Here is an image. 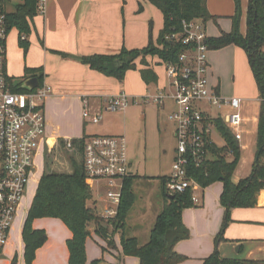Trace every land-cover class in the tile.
<instances>
[{
  "label": "trees",
  "instance_id": "1",
  "mask_svg": "<svg viewBox=\"0 0 264 264\" xmlns=\"http://www.w3.org/2000/svg\"><path fill=\"white\" fill-rule=\"evenodd\" d=\"M155 5L164 18L163 28L156 41L153 38V22L149 25V40L142 48L129 49L123 46L119 52L113 54L71 55L58 52L64 58H74L109 77L123 82L130 70H139L143 81L147 84H157L159 76L152 59L158 58V64L175 62L186 46L182 43L171 42L166 36L182 29L183 20L201 19L207 23L217 20L208 7L207 0H148ZM236 1V12L232 16V29L222 31L217 36H208L206 43L211 50H218L229 45L241 47L248 59L249 67L260 90L262 101L257 126V153L252 173L239 181L233 180L241 157L242 147L232 130L222 118L212 119L215 127L223 137L224 145L214 142L208 145L205 157L200 161L188 157L187 175L201 189L217 183H222L220 203L224 207V222L222 232L217 236V244L223 238L224 230L230 221V211L233 208H253L258 206L260 193L264 190V0H248L246 12V30L241 31L243 11L241 0ZM10 0H0V9L7 13L9 30H18V43L25 50L30 48L27 35L34 28V18L38 15L39 0H21L14 10L6 7ZM143 9L140 3L139 11ZM25 36V38H23ZM151 59V60H150ZM139 66H141L139 68ZM24 79L37 77L39 83L44 82L43 66L24 68ZM12 80V79H11ZM13 82V80H12ZM22 81L15 83L13 91H26L19 86ZM88 135H85L87 137ZM77 150L65 148V140L60 139V151L65 156V163L70 170L46 171L41 176L32 204L24 222L22 237L24 242V258L27 264H32L36 251L43 246L47 239V231L35 228L34 220L39 218L61 219L72 231V237L67 240L69 249V264H87L86 243L90 235L88 229L95 224L96 233L102 237L109 236V229L104 218L97 212V208L90 204L95 198L94 190L86 183L84 166L82 163V139L72 138ZM81 148V149H80ZM232 151V153H230ZM258 158V159H257ZM47 157L46 167L50 166ZM138 174L125 178L121 202L117 214L110 219L111 225L121 233L122 253L125 256H135L139 264H178L187 259L179 253L176 246L179 242L190 237V228L183 218L184 210L195 206L193 189L188 187L182 192L170 194L166 188L168 176L161 177V189L164 196V206L155 218L148 241L142 243L139 237L128 235L126 226L129 213L136 201L133 184ZM14 257L12 264H16ZM90 264H101L100 259H93ZM202 264H264V259H242L222 257L218 248L206 257Z\"/></svg>",
  "mask_w": 264,
  "mask_h": 264
},
{
  "label": "built area",
  "instance_id": "2",
  "mask_svg": "<svg viewBox=\"0 0 264 264\" xmlns=\"http://www.w3.org/2000/svg\"><path fill=\"white\" fill-rule=\"evenodd\" d=\"M46 4L47 0H39L38 13L45 12ZM8 31L7 13L0 9V259L11 242L23 199L37 171L35 160L37 156H44L49 146L44 103L52 94V88L44 82L32 90L13 91L15 84L7 67ZM207 38L205 22L183 20L180 31L166 36L171 42L186 46L177 61L162 63L167 83L155 93L148 92L140 97L143 102L152 101L164 106L171 101L175 106L169 114L177 141L172 172L166 185L170 194L194 186L195 182L187 175L188 157L200 162L208 145L216 143L212 133L217 128L212 119L222 118L239 141L245 133L247 120L240 110L242 98L225 96L217 85H210L211 49L206 43ZM137 98L126 92L107 96L101 110L95 114L84 99L83 117L98 123L104 112L125 111L130 102L137 103ZM79 138L82 139L86 183L94 192L105 190L103 198L98 195L106 202L100 216L112 219L121 202L125 178L131 175L126 137L84 135ZM64 140L66 149L77 150L72 138ZM59 142H54L53 147L59 149Z\"/></svg>",
  "mask_w": 264,
  "mask_h": 264
},
{
  "label": "rangeland",
  "instance_id": "3",
  "mask_svg": "<svg viewBox=\"0 0 264 264\" xmlns=\"http://www.w3.org/2000/svg\"><path fill=\"white\" fill-rule=\"evenodd\" d=\"M20 2L21 0H13V3L7 6L8 10H14L15 5ZM233 2L234 3H231L229 7L232 9L231 11L235 9L236 12V1L233 0ZM222 9L228 10L229 8L226 6ZM154 22L156 24L158 23L155 18ZM221 25L224 27L230 24L226 21H221ZM218 33V26L213 22L208 23L207 34L209 36H217ZM33 38H38L34 28L31 34L27 35V40L30 44ZM156 38H154V41H156ZM7 49L8 72L13 75L22 74L24 68L28 67L27 54L30 52V48L25 53V50L19 45L18 30L16 28H12L8 31ZM32 52L34 54L35 50ZM209 59L210 65L216 69V76L218 71V75L221 78V89L223 94L228 97L236 96L242 98L243 101L241 102L240 110L245 119H248L244 124L245 133L240 141L242 146L241 157L233 176V180L237 182L242 178L248 177L252 173L253 165L256 160L258 144L256 141L257 120L262 97L260 96L261 93L253 74L249 69L248 59L243 49L235 45H230L216 51L212 50L210 51ZM156 69L158 70L159 81L165 83L167 77L163 65H157ZM19 80L23 82V78ZM209 81L210 85H213L212 74L209 75ZM123 87V84H121V89ZM116 88H120V85ZM151 90L154 91L153 89ZM168 107L171 106L168 105L167 108H164V106L158 105L152 101L143 102L142 99L138 97L137 103L130 102L126 111L105 112L104 118L101 121V123L104 121L112 123L117 129L115 133L125 135L126 137L128 157L130 159L132 158L134 161L132 170L135 174H138L133 184V190L137 198L128 216L126 233L131 236L135 235L139 237L142 243L148 241L155 218L164 206L161 177L168 174L170 175L172 172V164L177 147V141L173 131L174 124L169 119L170 112ZM79 115L82 119L83 117L80 113H78V116ZM50 119L51 117L47 115L46 135L48 137H53L56 135V132H54V129L50 127L48 123ZM95 131H102V128H98ZM212 136L216 144L220 146L224 145L225 141L217 130L214 129ZM51 141H49V146L47 145L46 147L45 155L37 156L35 160L37 171L34 173V178L30 181L28 191L23 199L20 214L16 220L18 227L32 204L38 182L43 173L46 171H64L71 169L70 167L68 168V164L65 163V159L67 158L63 156L64 154L58 147H53L55 144ZM42 149H44V147ZM48 156L51 164L49 167H46ZM221 188L222 186L220 183H215L209 186L203 193L198 185L194 184V186H192L195 206L184 210L185 221L190 228L191 234L190 237L183 242V245L188 247L193 257L205 255L203 250L214 251L216 247L222 257L227 256L229 252L225 250V242L230 241V239L226 237V231L228 229L230 236L244 241L243 251L239 254V257L247 260L258 259L262 256V252L260 251L262 240L259 239H264V207L231 209L229 215L230 221L228 222L227 228L224 230L221 242L217 244L216 239L219 233L222 232V225L225 217L219 199ZM263 193L264 190L260 195ZM98 195L100 198H103L106 195L105 190L96 191L95 201H91L90 204L96 206L98 214L101 215L106 202L98 198ZM47 220L48 219L37 222L38 219H36L33 225L35 228H42L44 225H47ZM233 223L236 224L233 225ZM103 224L108 227L109 236H113L114 240L112 239L107 242L105 239H108L109 236L102 237L100 234L93 232L92 236H89V251L95 255L94 257L101 260V264H113L114 261H116L114 255L121 250V233L112 227L110 219L104 218ZM89 226L94 227L95 225L91 223ZM219 237H221V235H219ZM14 241L16 245L10 252L7 248L6 254H4L2 258L7 256L10 257L16 250L18 254L16 264H27L25 260L21 261L22 239L18 232H16L14 236ZM123 264L139 263L135 256H127ZM178 264H197V260L195 258H190Z\"/></svg>",
  "mask_w": 264,
  "mask_h": 264
},
{
  "label": "crops",
  "instance_id": "4",
  "mask_svg": "<svg viewBox=\"0 0 264 264\" xmlns=\"http://www.w3.org/2000/svg\"><path fill=\"white\" fill-rule=\"evenodd\" d=\"M12 3L13 0H10L7 6ZM140 3L143 5L141 11H139ZM231 3H234L233 0H207V7L213 15L217 16V20L208 21L206 23V30L210 22L218 26V35L222 31H230L232 29V16L235 13V9L231 11L232 9L229 7ZM226 6L229 9L223 10L222 8ZM247 6L248 0H241L243 11L241 21L242 32L246 30ZM6 8L8 9V7ZM154 18L157 20V24L154 22ZM151 21L153 22V37L156 38L164 25L163 13L148 0H47L45 12L43 14L38 13L34 18V29L38 38H33L30 44L31 47L30 52L27 54V63L29 68L43 66L44 83L52 88L51 96L44 103V113L45 116L49 115L51 117L48 123L50 127L54 129L56 135L53 137H48L46 135L48 140H52L51 142L56 143L59 142L61 138H74L84 135H122L115 133L117 129L112 123L108 121L101 123L105 112L103 113V118L98 123L85 120L83 117V100H88L90 111L92 114H95L101 110L103 101L107 96L126 92L131 96L142 97L148 92L155 93V90L167 83V78L165 83L159 81L157 84L147 85L137 69L130 70L125 80L120 82L114 77L106 76L91 69L88 65L74 58H64L58 52H65L71 55H92L99 53H117L123 46L129 49L142 48L148 43L149 25ZM221 21L228 22L230 27H223ZM34 50V54L38 55L33 54L32 51ZM152 61L156 63L155 70L158 74L156 66L162 64H158V58H153ZM140 67L141 66H139V68ZM215 71L216 69L211 66L210 74H212L213 85H217L220 88V93L223 94L221 89V78L218 75V71L216 76ZM8 74L12 78L14 84L20 82L19 79L25 75L24 71L19 75H13L10 72H8ZM121 84L124 86L122 89ZM119 85L120 88H116ZM168 105L171 106L168 107L169 112L175 109L171 101H167L164 104V108H167ZM78 113L81 114L83 120L80 115L78 116ZM98 128H102V131H95ZM173 131L175 136V126L173 127ZM129 162L131 171H133V159L129 158ZM217 183H220L222 186L221 182ZM206 189L201 190L204 193ZM256 207H264V193L259 196L258 206ZM221 208L223 211L224 207L222 205ZM26 217L27 214L21 220L19 227L16 222L11 242L7 247L10 252L16 245L14 236L16 232H18L22 239L21 261L25 260L22 231ZM183 218L186 223L184 213ZM45 219H48L47 225L50 226L44 225L42 228L47 231L48 239L46 243L36 251L35 259L32 264H69L67 240L72 237V231L58 218H39L37 222H41ZM234 224L236 223H233V225ZM186 225L188 226L187 223ZM88 229L90 231L89 236H92V233L96 232L95 226H89ZM226 233V237L230 239V241L225 242V250H228L229 253L227 256L223 257L242 258L239 257V254L243 251L244 241L230 236L228 229ZM112 239L113 236H109L105 241L109 242ZM259 240H262L260 244L262 256L258 259H264V239ZM184 241L185 240L177 244L176 250L186 255L187 259L195 258L197 264H202L203 260L213 252V250L210 251L205 249L203 250L205 255L193 257L188 247L183 245ZM86 249L88 254L87 264H90L93 259H98L89 251V237L87 239ZM120 249L121 250H118L119 252L114 255L116 261H114L113 264H123L124 259L127 257L123 255L122 247ZM14 257L18 259L16 250L10 257L1 258L0 264H12Z\"/></svg>",
  "mask_w": 264,
  "mask_h": 264
},
{
  "label": "water",
  "instance_id": "5",
  "mask_svg": "<svg viewBox=\"0 0 264 264\" xmlns=\"http://www.w3.org/2000/svg\"><path fill=\"white\" fill-rule=\"evenodd\" d=\"M39 79L37 77H30L25 79L21 85L19 86L21 89H26V90H32L36 87L39 86ZM258 159V158H257ZM130 174H133V171L130 172Z\"/></svg>",
  "mask_w": 264,
  "mask_h": 264
},
{
  "label": "bare ground",
  "instance_id": "6",
  "mask_svg": "<svg viewBox=\"0 0 264 264\" xmlns=\"http://www.w3.org/2000/svg\"><path fill=\"white\" fill-rule=\"evenodd\" d=\"M24 81V80H23Z\"/></svg>",
  "mask_w": 264,
  "mask_h": 264
}]
</instances>
